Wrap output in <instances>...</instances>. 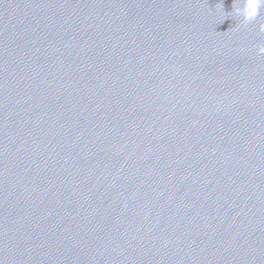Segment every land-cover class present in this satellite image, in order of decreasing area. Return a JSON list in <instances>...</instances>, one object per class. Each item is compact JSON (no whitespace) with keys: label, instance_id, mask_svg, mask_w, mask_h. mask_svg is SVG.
Listing matches in <instances>:
<instances>
[{"label":"water","instance_id":"95a60500","mask_svg":"<svg viewBox=\"0 0 264 264\" xmlns=\"http://www.w3.org/2000/svg\"><path fill=\"white\" fill-rule=\"evenodd\" d=\"M0 0V264H264V7Z\"/></svg>","mask_w":264,"mask_h":264},{"label":"clouds","instance_id":"9594fccd","mask_svg":"<svg viewBox=\"0 0 264 264\" xmlns=\"http://www.w3.org/2000/svg\"><path fill=\"white\" fill-rule=\"evenodd\" d=\"M237 7L233 8V16L240 18L244 25L257 19L260 9L264 7V0H243L237 3ZM260 31L264 32V24L260 25ZM258 55H264V46L257 48Z\"/></svg>","mask_w":264,"mask_h":264}]
</instances>
